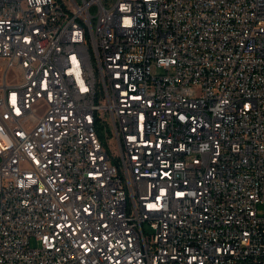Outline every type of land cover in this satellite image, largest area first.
<instances>
[{
  "label": "built area",
  "instance_id": "obj_1",
  "mask_svg": "<svg viewBox=\"0 0 264 264\" xmlns=\"http://www.w3.org/2000/svg\"><path fill=\"white\" fill-rule=\"evenodd\" d=\"M0 59V264H264V0H0Z\"/></svg>",
  "mask_w": 264,
  "mask_h": 264
},
{
  "label": "rangeland",
  "instance_id": "obj_2",
  "mask_svg": "<svg viewBox=\"0 0 264 264\" xmlns=\"http://www.w3.org/2000/svg\"><path fill=\"white\" fill-rule=\"evenodd\" d=\"M5 69H6V67H5V65H4V61H3L2 59H0V79H1L2 76H3V74H4V72H5ZM13 73H14L13 70L9 72V77H10V78L13 76Z\"/></svg>",
  "mask_w": 264,
  "mask_h": 264
},
{
  "label": "crops",
  "instance_id": "obj_3",
  "mask_svg": "<svg viewBox=\"0 0 264 264\" xmlns=\"http://www.w3.org/2000/svg\"><path fill=\"white\" fill-rule=\"evenodd\" d=\"M1 81V80H0Z\"/></svg>",
  "mask_w": 264,
  "mask_h": 264
}]
</instances>
